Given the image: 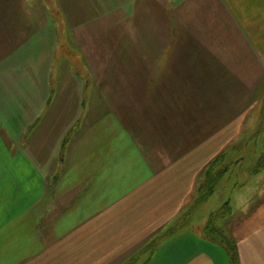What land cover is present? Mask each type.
Wrapping results in <instances>:
<instances>
[{"label":"crops","instance_id":"crops-1","mask_svg":"<svg viewBox=\"0 0 264 264\" xmlns=\"http://www.w3.org/2000/svg\"><path fill=\"white\" fill-rule=\"evenodd\" d=\"M211 5L220 28L203 31L199 65L220 71L252 68L255 80L249 84L259 85L264 79V0H211ZM227 16L233 30L221 28ZM224 32L225 43L220 40ZM26 41L5 45L0 63ZM228 45L235 66L227 63ZM74 51L75 58L83 54ZM245 51L253 59L249 64ZM66 56L58 45L30 46L14 67L24 68L23 76L0 79V264H217L203 249L211 240L198 233L196 246L197 240L179 232L175 222L181 206L195 195L213 151L176 167L175 158L152 162L114 112L68 141L82 115L84 88L75 62L69 79H59L57 72L56 80L51 76L55 63L63 69ZM30 67L36 70L33 78ZM254 97H245L254 103L238 116L251 111L264 132V97ZM256 100L263 105L255 112ZM239 206L233 218H226L233 225L229 235L237 262L264 264V183L249 204L240 201Z\"/></svg>","mask_w":264,"mask_h":264},{"label":"rangeland","instance_id":"rangeland-1","mask_svg":"<svg viewBox=\"0 0 264 264\" xmlns=\"http://www.w3.org/2000/svg\"><path fill=\"white\" fill-rule=\"evenodd\" d=\"M212 9L211 0H0V53L11 41L20 44L30 37L19 52L4 57V51L0 79L23 76L24 68L14 67L28 47L61 46L67 63L61 70L55 63L51 76L57 72L59 79H69L75 62L84 88L82 115L68 141L114 112L152 162L175 158L176 167L210 151L212 160L221 156L215 171L222 169L223 175L214 174L211 183L203 184L211 174L202 172L195 195L181 206L175 222L179 232L197 240L196 246L198 233H204L211 243L203 249L217 264H232L233 225L226 218H233L240 201L249 204L252 192L264 183V132L251 111L246 116L238 112L254 103L245 97H264V79L250 85L256 71L241 65L221 71L201 68L203 31L220 28ZM224 23L222 29H234L228 16ZM220 40H227L225 32ZM230 46L225 55L235 66ZM74 48L83 54L75 58ZM243 55L249 57L247 64L253 61L249 52ZM35 71L30 67L29 76ZM256 101L255 112L263 105ZM66 114L68 120L71 114ZM240 121L244 124L237 132Z\"/></svg>","mask_w":264,"mask_h":264},{"label":"trees","instance_id":"trees-1","mask_svg":"<svg viewBox=\"0 0 264 264\" xmlns=\"http://www.w3.org/2000/svg\"><path fill=\"white\" fill-rule=\"evenodd\" d=\"M221 160H222V157H221V156H219V157H215V158L212 160L210 166L208 167V170L206 171L208 174H211V176L208 177V180H209V181H208L207 183H203V184L211 183V182H212V175H214V174H216L217 177H219V176L221 177V176L223 175V173H222L223 170H222V169L215 171L217 165L221 162ZM205 181H206V180H205ZM203 184H202V185H203ZM206 188H209V187L206 186ZM211 192H212V189L209 190L208 194H210ZM203 194H204L205 196H207V193L202 192V195H203ZM230 252H231V253H230V257H231L232 264H238L237 259H236V252H235V251H230Z\"/></svg>","mask_w":264,"mask_h":264}]
</instances>
